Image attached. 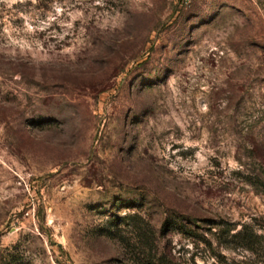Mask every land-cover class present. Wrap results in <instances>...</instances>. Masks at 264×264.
<instances>
[{
    "label": "rangeland",
    "instance_id": "374dc122",
    "mask_svg": "<svg viewBox=\"0 0 264 264\" xmlns=\"http://www.w3.org/2000/svg\"><path fill=\"white\" fill-rule=\"evenodd\" d=\"M262 154L264 0H0L11 264L261 263Z\"/></svg>",
    "mask_w": 264,
    "mask_h": 264
},
{
    "label": "trees",
    "instance_id": "16d2710c",
    "mask_svg": "<svg viewBox=\"0 0 264 264\" xmlns=\"http://www.w3.org/2000/svg\"><path fill=\"white\" fill-rule=\"evenodd\" d=\"M255 152V151H253ZM256 156V155H255ZM258 169L257 171H253L251 173H247L243 175L244 181L251 185L256 190H260L264 192V155H258ZM165 226L167 224L165 223ZM218 227V226H217ZM218 235L219 239L222 243L228 244L234 242L236 240L237 244L243 249L250 251L256 255H262L263 259L260 262H255L251 264H264V233L258 234L253 228L248 225H244L241 229L232 233L235 228L233 225H226L224 227H218ZM228 246V245H227ZM0 264H11V262L7 261V258L4 259L3 256L0 255ZM156 264H177L172 260H167V258H160L158 263ZM244 264V263H242Z\"/></svg>",
    "mask_w": 264,
    "mask_h": 264
},
{
    "label": "built area",
    "instance_id": "2783aa9c",
    "mask_svg": "<svg viewBox=\"0 0 264 264\" xmlns=\"http://www.w3.org/2000/svg\"><path fill=\"white\" fill-rule=\"evenodd\" d=\"M194 0H184V2L186 3V4H190V3H192Z\"/></svg>",
    "mask_w": 264,
    "mask_h": 264
}]
</instances>
